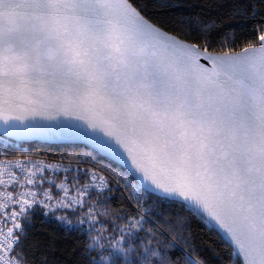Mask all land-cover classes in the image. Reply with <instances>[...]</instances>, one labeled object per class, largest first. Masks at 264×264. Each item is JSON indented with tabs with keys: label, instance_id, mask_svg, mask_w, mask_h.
I'll return each instance as SVG.
<instances>
[{
	"label": "snow or ice",
	"instance_id": "1",
	"mask_svg": "<svg viewBox=\"0 0 264 264\" xmlns=\"http://www.w3.org/2000/svg\"><path fill=\"white\" fill-rule=\"evenodd\" d=\"M214 7L205 20L182 0H0V145L82 142L222 230L238 264H264V3ZM237 18L253 22L239 41L225 27ZM60 167L0 161V264H20L32 209L93 215L87 186L44 187ZM161 235L154 264H200L190 240Z\"/></svg>",
	"mask_w": 264,
	"mask_h": 264
},
{
	"label": "trees",
	"instance_id": "2",
	"mask_svg": "<svg viewBox=\"0 0 264 264\" xmlns=\"http://www.w3.org/2000/svg\"><path fill=\"white\" fill-rule=\"evenodd\" d=\"M224 0H182L187 13L205 20L219 13L214 5ZM232 2V0H230ZM248 7H259L264 0H234ZM253 22L237 18L226 27L234 29L237 41L248 35ZM28 149L51 157H65L93 162L110 173L115 181L103 192H93V215L77 209L44 214L32 209L22 220L23 229L16 255L20 264H154L158 246L167 239V229L190 240L200 264H238L240 260L227 239L205 220L193 215L186 204L151 191L133 188L135 183L122 168L84 147L56 144H28ZM74 173L81 167H74ZM79 169V171H77ZM80 177V176H79ZM80 177L75 186L83 185ZM144 217V227L127 230L129 221ZM157 235L148 228L155 229ZM115 241H122L115 247ZM194 264V262H193Z\"/></svg>",
	"mask_w": 264,
	"mask_h": 264
},
{
	"label": "built area",
	"instance_id": "3",
	"mask_svg": "<svg viewBox=\"0 0 264 264\" xmlns=\"http://www.w3.org/2000/svg\"><path fill=\"white\" fill-rule=\"evenodd\" d=\"M28 144H20L15 141H13L8 147H4L3 145H0V161L4 160H13V161H19L22 164H25L27 166H31L32 163L35 162H43L45 165L50 164H58L61 165L60 168L52 169V168H46L45 172L43 173V176L45 179L44 187L48 188L50 187L53 191V193L57 196L62 197L63 191L59 189L58 185L60 183H66L69 187V196H74L76 193L74 191V188H81L83 189L85 186H87V192L89 196L93 192H103L108 189L109 183L115 181L113 176L108 173L106 170L99 167L97 164L93 162H87L79 159H69L65 158L63 156L61 157H51L48 155H43L41 153H37L36 151H32L28 149ZM81 167V170L78 174V172L74 173V167ZM67 168L68 171L65 172L64 169ZM90 169L92 172L96 174L97 179L93 180L91 175H85L84 170ZM17 173L18 176H23V173L20 171L19 168L13 169ZM84 177L85 181L83 185L81 186H75L74 183L79 180L80 177ZM65 177L68 179L65 180ZM103 177L106 187L102 190L96 188V184L99 182L100 178ZM75 178V179H73ZM39 208V207H38ZM42 209V208H40ZM54 212V211H52ZM22 220L20 223L22 224ZM6 225L3 223V217H0V229L6 230Z\"/></svg>",
	"mask_w": 264,
	"mask_h": 264
},
{
	"label": "water",
	"instance_id": "4",
	"mask_svg": "<svg viewBox=\"0 0 264 264\" xmlns=\"http://www.w3.org/2000/svg\"><path fill=\"white\" fill-rule=\"evenodd\" d=\"M15 142L20 143V144H33V143H38V144H47V143H48V144H49V143H50V144H56V145L80 146V147H84L85 149H87V150L93 152V150H92L89 146L83 144L82 142H71V141H42V140H27V141H15ZM94 153L98 154V155L101 156L102 158H104V159L110 161L111 163H113V164H115L116 166H118V167L122 168L123 170H125V171L131 176V178L133 179V181L136 183V176H137L138 174H135V173L130 174V167H129V165H127V164H123V163L118 162V161H115V160L111 159L110 157H108L106 154L99 153V152H94ZM151 192H154V193L160 194L158 191H151ZM160 195H161V194H160ZM163 196H165V195H163ZM166 197H168V196H166ZM170 198H172V197H170ZM172 199H175V200H177V201H179V202H182V203L186 204L185 202H183L182 200H180V199H178V198H172ZM186 205H187V204H186ZM215 228H216V229H217V230H218V231L224 236L222 230H220L218 227H215ZM224 237H225V236H224ZM225 238H226V237H225ZM226 239H227V238H226ZM227 242L229 243V245H230V246L232 247V249L234 250L236 256L241 260L242 257H239V256L237 255V252H236L235 246L232 244V242H231L229 239H227Z\"/></svg>",
	"mask_w": 264,
	"mask_h": 264
},
{
	"label": "clouds",
	"instance_id": "5",
	"mask_svg": "<svg viewBox=\"0 0 264 264\" xmlns=\"http://www.w3.org/2000/svg\"><path fill=\"white\" fill-rule=\"evenodd\" d=\"M121 243H122V241H115L114 242V246L115 247H120Z\"/></svg>",
	"mask_w": 264,
	"mask_h": 264
}]
</instances>
